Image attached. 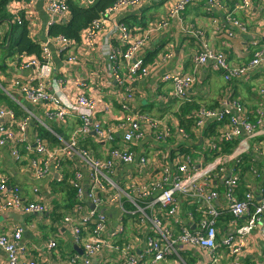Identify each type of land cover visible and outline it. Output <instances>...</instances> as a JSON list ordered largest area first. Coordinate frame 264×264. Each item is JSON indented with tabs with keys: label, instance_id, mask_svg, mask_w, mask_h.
<instances>
[{
	"label": "built area",
	"instance_id": "obj_1",
	"mask_svg": "<svg viewBox=\"0 0 264 264\" xmlns=\"http://www.w3.org/2000/svg\"><path fill=\"white\" fill-rule=\"evenodd\" d=\"M35 1L29 0V5ZM95 1L88 0L87 4ZM147 1L118 0L82 31L79 42L49 35L50 26L70 17L67 0H43L49 15L44 40L33 32L29 11H23L32 39L40 42L41 54L15 53L6 58L5 72L0 71V89L20 111L0 102V146H9L12 158L29 167L33 180H45L47 188L43 191L34 186L35 199L30 200L20 185L0 173V216L8 210L35 215L28 226L20 223L0 233V250L5 254L0 264H52V254L62 258L54 237L41 245H30L24 239L27 227L39 235L40 226L55 229L58 239L70 235L71 249L63 260L66 264H93L97 256L114 264H170L171 257H175L174 264H183L182 255L189 252L199 264H244L245 248L255 238L264 240V199L251 191L240 198V177L232 169L228 173L226 162L233 160L234 167L239 164L245 158L249 139L258 134L255 125L240 115V103L223 100L219 107L197 110L194 130L201 134L210 121H217L223 124L216 138L233 140L244 131L247 141L207 162L202 158L181 159V151L176 148L162 174H152L155 151L166 149L170 138H178L180 145L192 137L178 118H157L131 108L137 84L150 74L144 51L151 30L134 34L125 22L114 18L124 10H140ZM194 2L203 4L208 14L217 7L227 10L226 24L237 28L227 29L229 38L246 33L247 27L220 0H164L165 15L177 18L182 35L200 42L194 55L197 68L211 65L229 82L264 64V50L257 49L247 63L231 65L221 50L206 41L203 31L184 19L186 8ZM254 6L264 10V0H241L236 10ZM20 12L8 21L10 28L0 26V42L11 33L14 23H22ZM167 26L168 20L162 18L147 29L155 28L156 33ZM97 53L108 78L115 82L112 86L104 87L108 81L101 79L99 71L89 69L92 66L86 56ZM173 55L167 52L163 62ZM90 62L96 65L94 58ZM7 66L26 73L7 78ZM162 82L171 83L170 96L181 101L191 97L196 71L166 73ZM261 93L264 95V88ZM115 105L119 106L118 115ZM259 114L257 124L263 119V113ZM115 117L119 119L113 122ZM200 139L210 156L218 142L213 137ZM54 182L72 186L73 199L64 190L55 194L51 188ZM48 198L68 205L57 220L51 217ZM217 201L221 204L216 205ZM226 212L233 216L228 225L230 235L219 238L218 219ZM242 218L243 226L239 224ZM244 228L248 232L241 233ZM256 262L264 264V255Z\"/></svg>",
	"mask_w": 264,
	"mask_h": 264
},
{
	"label": "crops",
	"instance_id": "obj_2",
	"mask_svg": "<svg viewBox=\"0 0 264 264\" xmlns=\"http://www.w3.org/2000/svg\"><path fill=\"white\" fill-rule=\"evenodd\" d=\"M29 0H8L7 1V11L13 17L14 13L17 11H25L31 14L33 19V32L39 37L38 39L44 40L45 28L48 23L49 15L47 14L43 0H37L29 5ZM81 4H87L88 0H77ZM164 0H148L147 3L138 11L133 9L124 10L117 15H115L114 21L122 22H136V31L142 32L141 27L145 25L144 29L149 26H154L155 22L159 19L166 18L168 20V26L164 29L159 30L155 33L147 45L144 56H150L153 54L151 62L148 63L150 67L149 77L144 79L142 82L137 84V93L135 95V104L131 106L132 110H142L150 114L153 117L161 118L164 116H169L177 118L178 108L180 106V101L176 98L170 96L172 85L169 82H162V77L166 73L170 72H191L196 71V84L194 85L191 93L195 96V99L201 102H207L213 104L217 97L222 95L224 101H229V96L232 95L233 91L237 100L232 101V103L237 102L242 106L241 116L249 118V116L257 113L264 114V95L261 90L264 88V64L257 67L255 70L248 71L245 75L238 77L237 81L226 82L222 76L220 70L214 69L211 65L196 67L194 62V55L200 49V42L195 38L186 37L182 35L181 25L178 23L177 18L169 17L165 15L166 11L163 5ZM224 5H228L237 13L241 23L246 25V33H237L234 38H229L226 35V31L233 30L237 31V28L232 24H226L227 20L225 14L227 10L225 8H215L211 14H208L204 10V6L201 3H191L185 10L183 17L186 22L194 25L195 29H200L204 33L206 41L215 49L221 50L228 58L231 65H242L247 63L253 55V51L257 49L264 50V10H260L258 7L254 6L251 10L237 9V3L241 0H220ZM236 16V15H235ZM237 17V16H236ZM217 21V23H215ZM8 21L0 24V26L7 25ZM173 52V58H171L166 63L163 62V56L169 52ZM89 67L91 70L99 71L102 76L103 81H108V84L104 87H109L114 85L115 82L108 78V72L103 66V60L100 58L99 53L96 56L88 55L86 56ZM95 59L96 65L92 62ZM58 66L62 64L60 59H56ZM95 66V67H94ZM7 78L17 75L25 74V71H18L15 67H8ZM5 86H8L6 83ZM106 90V88H104ZM0 93L1 89H0ZM4 100L1 102L5 105L10 103L6 102L7 97L4 95ZM12 107V106H11ZM115 115L120 113L119 106H116ZM14 108V107H13ZM19 111V108H14ZM232 112L237 115V111L232 109ZM20 112V111H19ZM238 115V116H240ZM119 117H115L113 122L118 121ZM77 125V121L72 125V129ZM255 131L258 134L249 139V148L243 157L249 156L251 160L253 169V175H251L246 183V190L254 192L257 198L264 199L261 189H264V133H259L264 129V119L260 124L257 121L254 123ZM178 138H170L165 147L167 150H179L181 151V146L193 143L192 138L190 141L183 142L178 145ZM238 143L241 141H247V133L241 131L239 137H237ZM199 145L202 144L201 139H199ZM150 147V146H149ZM173 147V148H172ZM207 158H209L206 153ZM204 160V159H203ZM235 160V159H234ZM205 161V160H204ZM208 161V160H207ZM228 163V173L230 169L233 170L234 175L240 174L236 172L237 168L233 165V160L226 161ZM244 163V159L239 162ZM256 172L260 175L257 176ZM0 173L9 177L11 182L20 185L27 193V198L30 200L35 199L32 190L34 186H40L43 191L47 188L45 180H33L30 177V169L26 164L17 163L11 156L9 146H0ZM241 178V177H240ZM222 179V178H221ZM222 181V180H219ZM220 185V184H219ZM55 194L60 193L55 191ZM48 203L52 210H55V201H51L48 198ZM216 205H220L221 201H217ZM182 207V205H181ZM57 210H63L59 208ZM182 213L187 216L185 209L182 207ZM14 214L17 217H11ZM224 213L223 215H226ZM9 215V216H8ZM222 215V216H223ZM35 215L22 213L16 210H8L0 216V233L6 232L13 228L16 224L24 223L28 224L33 221ZM38 218V217H36ZM245 223V218L239 221V224L243 226ZM192 228H195L194 224H191ZM41 235L36 233L37 230L27 227L24 234V239L30 243L32 246L41 245L46 243L48 238L54 237L58 240L59 250L61 257L57 254H52L51 263L52 264H66L63 260H66L67 253L70 252V235L65 234L64 238L58 239L56 235H59V231L55 229H50L46 226H40ZM248 232V231H247ZM246 233V232H245ZM230 235V229H220L219 238L223 236ZM252 236L255 237V235ZM139 245L137 241V246ZM140 246V245H139ZM185 255L188 261L185 260L183 264H199L196 257L193 256L192 252ZM264 255V240L260 238H255L253 242L250 243L248 247L245 248V254L243 259L247 263L256 264L257 258H261ZM0 257L5 258V254L0 250ZM171 257L168 263L174 264ZM93 264H114L112 262H107L103 258L97 256L94 258Z\"/></svg>",
	"mask_w": 264,
	"mask_h": 264
},
{
	"label": "trees",
	"instance_id": "obj_3",
	"mask_svg": "<svg viewBox=\"0 0 264 264\" xmlns=\"http://www.w3.org/2000/svg\"><path fill=\"white\" fill-rule=\"evenodd\" d=\"M8 0H0V24L7 22L11 20V15L7 11L6 3ZM118 0H96L95 2L91 4H87V6H84L77 0H67L69 9H70V17L66 22H59L55 23L52 26H50L49 29V35L50 36H59L63 35L67 38H70L72 40H75L76 42H79L81 39L82 31L87 29L94 20L99 19L104 13L108 7H110L112 4L117 2ZM20 16L22 19V23H14L11 31V41L9 46L6 47L7 44V37H4L2 42H0V71L5 72L6 68V58L12 56L15 53H27V54H36L37 56H40L41 54V46L39 40H34L31 37L30 29L28 27L29 22L26 20L25 14L23 11L20 12ZM10 23V22H8ZM125 24L128 25V28L133 31V33H138L136 31V22H125ZM141 31L144 30L145 25H142ZM8 27L10 28L11 25L8 24ZM116 44V42H115ZM256 51V50H255ZM254 53V51H253ZM253 56V55H252ZM152 58H154L153 54L148 55L145 58V64H148L151 62ZM1 74V72H0ZM239 78L233 79V81H237ZM2 92V91H1ZM232 95L229 96V101L237 100L235 97L234 92H231ZM5 94L2 92L0 93V102L1 100H4ZM190 98H184V100L180 101V106L178 108L177 118L179 119L181 125L185 128L187 132L191 134L192 142L190 144H186L181 146V159H186L187 157H193V158H202L207 162L211 157H216L217 155L221 154H227L231 153L233 149L237 146L238 140H219L216 138L218 135V131L223 123H218L217 121H210L209 124L206 125V129H203L201 134H198L194 130V124L196 118V112L197 110H200L201 108H215L221 106V101L224 98V96L220 95L217 97L216 101L211 104L207 102H201L197 99H195V96H192V93H190ZM6 102L10 103V106L16 108L17 105L8 97ZM234 114L233 112H231ZM263 119H264V114ZM258 118L260 119V114H253L251 116H247V119L251 123H255ZM262 119V120H263ZM229 121V120H228ZM202 138H209L213 137L218 142L217 149H213V151L207 158L206 153L208 152L204 148V144L202 143L199 145V139ZM92 148L96 149L97 146H95V143H91ZM175 150H160L154 154L152 157V164H153V171L152 174L160 175L163 172V169L169 165L171 158L174 155ZM244 163L236 164L235 167L237 168L236 172L240 174V182L241 184L237 188V195L242 198L244 194H246L249 190H246V183L248 180L247 173L253 175V169L250 167L252 165L251 160H249V156L243 158ZM64 185V186H63ZM264 187V183H263ZM52 190L60 191L64 190L65 193L68 195L69 199H73V196L75 194L74 189H72V186H69L67 183H57L54 182L51 185ZM55 201V210L52 212L51 217L53 220L59 219L63 214L64 210L67 208L68 205H65V201L63 203H59L57 200ZM59 208H63V210H57ZM199 213H195V215H198ZM200 215V214H199ZM200 217V216H197ZM233 216L230 213H227L226 215L221 216L218 219L217 225L219 226V229H226L228 228L229 222L232 220ZM244 264H252L245 262Z\"/></svg>",
	"mask_w": 264,
	"mask_h": 264
},
{
	"label": "rangeland",
	"instance_id": "obj_4",
	"mask_svg": "<svg viewBox=\"0 0 264 264\" xmlns=\"http://www.w3.org/2000/svg\"><path fill=\"white\" fill-rule=\"evenodd\" d=\"M146 30H151V32H149L150 33V39L148 40L149 42L151 41V39L153 38L152 36L155 34L154 33V30H155V28H149V29H146ZM157 33V32H156ZM160 150H165V149H158L157 151H155L154 153H153V156H154V154L156 153V152H158V151H160ZM167 150V149H166ZM247 176L248 177H250V174L249 173H247ZM182 257H184V259L186 260V261H188V258L185 256V255H182Z\"/></svg>",
	"mask_w": 264,
	"mask_h": 264
},
{
	"label": "water",
	"instance_id": "obj_5",
	"mask_svg": "<svg viewBox=\"0 0 264 264\" xmlns=\"http://www.w3.org/2000/svg\"><path fill=\"white\" fill-rule=\"evenodd\" d=\"M11 38H12V36H11V33H10V34L8 35V39H7L6 47L9 46L10 41H11ZM8 216H9V215H8ZM10 216H11V217H17V216H15L14 214H11ZM247 231H248V229H247V228H244V229H242L240 232H241V233H245V232H247ZM77 251L80 252V253L83 252L81 249H78V248H77Z\"/></svg>",
	"mask_w": 264,
	"mask_h": 264
}]
</instances>
